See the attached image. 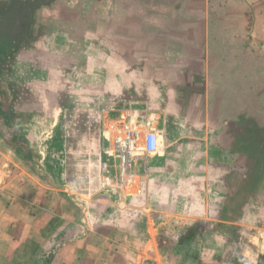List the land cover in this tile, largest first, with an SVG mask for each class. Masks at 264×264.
Wrapping results in <instances>:
<instances>
[{
  "label": "crops",
  "instance_id": "1",
  "mask_svg": "<svg viewBox=\"0 0 264 264\" xmlns=\"http://www.w3.org/2000/svg\"><path fill=\"white\" fill-rule=\"evenodd\" d=\"M95 11L96 19L78 21L80 33L48 28L14 57L24 90L27 74L35 83L50 79L55 114L26 121L53 123L46 180L0 136V264H145L147 257L162 264L153 212L165 213L168 188L208 187L210 206L195 219L237 223L249 212L230 215L238 191L229 190L227 173L241 186L264 185V173L254 179L264 172V0H106ZM253 95L257 111L249 115ZM112 111V124L132 119L147 131L150 122L158 136L156 152L137 153L136 180L119 195L103 187ZM217 186L225 188L219 212ZM136 219L148 224L150 239L133 261L121 253L136 251ZM124 226L129 235L120 237ZM249 240L243 260L264 264V227Z\"/></svg>",
  "mask_w": 264,
  "mask_h": 264
},
{
  "label": "rangeland",
  "instance_id": "2",
  "mask_svg": "<svg viewBox=\"0 0 264 264\" xmlns=\"http://www.w3.org/2000/svg\"><path fill=\"white\" fill-rule=\"evenodd\" d=\"M10 1V0H8ZM7 0H0V7H3L8 3ZM41 1H47V0H41ZM106 0H50L48 1L50 4L48 6L42 5L40 7L39 17L35 19L37 21V27L41 29L40 34L46 32L45 29L51 30L55 28H61L63 29L64 33L65 28L68 27V29L71 31L72 34L80 33L76 32L75 29L78 28V21L82 19H96L97 14L95 11L96 3L97 2H103ZM109 2H112V0H108ZM94 3V4H93ZM84 6V7H83ZM43 9V10H42ZM106 17L110 18L108 16V11H105ZM42 16V17H40ZM111 16V15H110ZM39 18H44V20H40ZM49 19V21H48ZM67 25V26H66ZM76 25V26H75ZM42 26V27H40ZM50 26V27H49ZM79 28H81L79 26ZM38 29V28H37ZM105 29V28H104ZM74 30V32H73ZM39 31V29H38ZM48 32V31H47ZM46 32V33H47ZM43 33V34H44ZM42 34V35H43ZM33 45L31 43L30 46H28L25 49L30 48ZM24 49V50H25ZM16 54L13 55V57H10L8 59V62L5 64V70L3 73V80L9 79L10 81L15 82L16 84H19L18 90L21 102V108L22 106L27 110L26 114L22 113H12L10 109V104L12 102V95L8 90H6V87L4 85V97L7 98L4 104V132L0 133L5 138L6 142H10L15 144L16 138L19 137V140L21 144L25 146L24 154L28 156V161L26 163H29V165H34L35 173H37L40 179L46 180L49 177L48 170H47V164H48V155L43 153L45 151V148L48 146V142L50 140L49 132L52 131L54 128L53 123L49 124L47 121L44 123L41 122H35L30 124L28 127L26 126V121L28 117L31 114H35L39 117H44V119L48 120L51 114H55L53 109L50 107V95L54 94L52 91H49L48 84L49 80L47 77H43L37 80V83L32 81V75L27 74L26 77V84L27 87L26 90L23 89L22 85L16 80V70H15V62L16 59L14 58ZM40 78V77H38ZM59 78L55 77L54 79ZM18 79V78H17ZM80 82L77 85V89L80 88ZM55 84H53L54 86ZM61 85V84H60ZM41 86V90H35L32 91V87ZM30 88V90H29ZM73 89L75 90V85L73 86ZM34 101L36 102L35 108H34ZM58 101V100H54ZM52 101V103L54 102ZM257 98L256 95L250 96L249 99V115L250 114H256L257 109L253 107V102H256ZM32 108L36 109V112H32ZM32 110V111H31ZM261 112V108H259L258 116ZM261 114L264 116V108ZM111 117V121H108L105 125V130L109 131V138L107 140L108 147L112 148V132L115 130L114 128L111 129V124L114 119H116V116H113V111L109 113ZM53 117V116H51ZM48 118V119H47ZM113 118V120H112ZM258 118V117H257ZM262 124H260L264 130V121H260ZM9 125L13 126L7 127ZM122 123H116V125H121ZM113 125V124H112ZM119 127V126H118ZM17 128V129H16ZM25 129H28L29 133L32 134V138L30 141H27L24 133ZM141 130V128H140ZM112 131V132H110ZM40 134V138H36L34 135ZM2 138V139H4ZM3 143V141H2ZM33 143H36L37 147H33ZM32 146V147H31ZM31 148H37L41 152L38 154H34L32 152L33 149ZM28 152V153H27ZM113 157L110 159L109 164L111 168V172L113 175L118 179L119 177V171H120V157L118 154L112 155ZM245 158V157H244ZM247 161V159H246ZM236 162V160H234ZM45 163V165H44ZM254 172V171H253ZM181 173V174H180ZM180 173L175 172L174 175H176L177 179L180 175H183L180 171ZM224 176L225 172H218V174H222ZM264 172H258L254 174V179L257 177L260 178L263 177ZM179 175V176H178ZM195 179L198 178L197 176H202L205 178L206 172H194ZM226 180L228 179L231 181V185H229V190L231 192L238 191V196L235 197L233 195L234 199L236 198V201L232 203V212L230 213L240 216V213L248 211L249 217L248 219L243 218H233L235 222L237 223H231L227 222L229 218L225 220H217V221H211V220H203L202 223H200V220L195 219L198 217L199 213L209 208V204H206L203 200H205L208 192V187H198L193 185H181L180 187H176L177 193H173L172 188H168V191L171 190V194L169 193L167 197H170V201L167 199L166 206H163V211L165 213H159L157 211L156 213L153 212V220L157 224V228L159 232L157 233L158 243L161 248V257H162V264H246V261L243 260L241 254L243 253V248L246 245V243H251L249 239H254L256 237V232L258 230V227H264V185H261L260 187H245L241 186L242 184L239 183L240 177L236 175V172L227 173ZM202 178V177H200ZM251 179H253L252 176H250ZM204 180V179H199ZM240 184V185H239ZM228 188H226V195L229 196ZM212 192L214 188H209ZM118 190V191H117ZM121 190V194L124 192V188L116 189L114 191H105L108 194L119 195ZM104 191V190H103ZM260 191V192H259ZM179 192V193H178ZM215 198H217L216 204H217V212L223 210L220 206H222L224 201V194H225V188L224 186H221V188H215ZM222 192V193H221ZM258 192V193H256ZM243 193V194H242ZM244 196L241 198V196ZM247 195V196H246ZM202 200H201V199ZM173 199V200H172ZM212 199V198H211ZM209 205V206H208ZM160 203L157 204L156 207L158 210L160 208ZM220 207V208H219ZM185 208V209H184ZM261 212V213H255V212ZM223 212V211H222ZM239 213V214H238ZM185 214H188V216L185 217ZM133 221V219L131 220ZM233 221V222H234ZM207 222V223H206ZM135 228L132 226L131 229L133 231H137V236L134 237L133 234H131V238H133V245L136 248L135 253L133 252H125L122 251L121 254H124L125 256L130 255L131 259L135 257L136 253H141L142 250L140 248L144 249L145 243L148 241L149 238V232H148V224L146 225L143 219H136L134 220ZM232 227L228 228L226 227ZM126 231L124 233H121L120 237H127L129 235V229L124 226ZM195 228L196 234L192 239H189L185 242H180V237L186 232H188L189 229ZM152 231V230H151ZM126 241V239L124 238ZM247 240V242H246ZM150 252V251H149ZM142 254V253H141ZM122 257V256H121ZM145 264H159V262L156 261L155 258L147 257ZM133 261L135 259H132Z\"/></svg>",
  "mask_w": 264,
  "mask_h": 264
},
{
  "label": "trees",
  "instance_id": "3",
  "mask_svg": "<svg viewBox=\"0 0 264 264\" xmlns=\"http://www.w3.org/2000/svg\"><path fill=\"white\" fill-rule=\"evenodd\" d=\"M8 1V0H7ZM41 0H10L6 5L0 7V131L4 132V104L7 98L4 97V85L6 90L12 95V102L10 109L12 113L26 114L27 110L22 106L20 102V95L18 90V84L10 81L9 79L3 80V73L5 70V64L10 57H13L19 51L27 48L31 45L32 41L39 37L41 29L37 27V21L35 19L39 17L40 7L42 5L48 6L50 3ZM49 7V6H48ZM40 10V11H39ZM43 10V9H42ZM42 17V16H40ZM44 20V18H39ZM42 27V26H40ZM39 31H38V29ZM47 31V29H45ZM7 127L13 128L9 125ZM17 129V128H16ZM0 136L2 134L0 133ZM15 144L7 142L24 161H28V156L24 154L25 146L21 144L19 137L16 138ZM5 140V139H4ZM28 153V152H27ZM228 227V225L226 226ZM228 228H232L231 226ZM196 234V229L191 228L186 234L180 237V242H185L192 239Z\"/></svg>",
  "mask_w": 264,
  "mask_h": 264
},
{
  "label": "built area",
  "instance_id": "4",
  "mask_svg": "<svg viewBox=\"0 0 264 264\" xmlns=\"http://www.w3.org/2000/svg\"><path fill=\"white\" fill-rule=\"evenodd\" d=\"M147 131L141 124L132 119L128 122H122L121 125L113 124L111 127L115 129V136L112 140V154L120 157V171L118 179L111 174L110 164L106 161L103 163L104 178L103 187L105 190L114 191L130 184L138 175L136 165L137 153H154L158 150V136L151 127L150 122H145ZM119 126V127H118ZM139 127V128H138ZM141 128V130H140ZM143 139V148H138V140ZM136 180V179H135ZM133 183V182H132Z\"/></svg>",
  "mask_w": 264,
  "mask_h": 264
}]
</instances>
